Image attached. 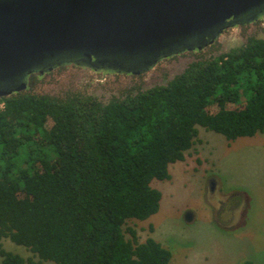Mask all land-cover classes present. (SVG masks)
Wrapping results in <instances>:
<instances>
[{
  "label": "trees",
  "instance_id": "obj_1",
  "mask_svg": "<svg viewBox=\"0 0 264 264\" xmlns=\"http://www.w3.org/2000/svg\"><path fill=\"white\" fill-rule=\"evenodd\" d=\"M198 127L227 141L264 132V35L105 103L81 92L1 97L0 242L37 261L0 245V264H169L168 249L140 243L126 223L158 212L151 182L170 178Z\"/></svg>",
  "mask_w": 264,
  "mask_h": 264
},
{
  "label": "rangeland",
  "instance_id": "obj_2",
  "mask_svg": "<svg viewBox=\"0 0 264 264\" xmlns=\"http://www.w3.org/2000/svg\"><path fill=\"white\" fill-rule=\"evenodd\" d=\"M263 35L264 16L230 27L204 49L164 59L138 76L66 66L30 76L28 89L50 96L81 92L105 103L131 86L164 85L198 57H214L241 46L250 36ZM168 171V180L151 182L161 193L158 212L145 221L126 223L140 243L147 238L160 243L171 253L169 264H264V132L227 141L198 127L193 146ZM186 213H191L188 222ZM0 245L26 261H37L8 239Z\"/></svg>",
  "mask_w": 264,
  "mask_h": 264
},
{
  "label": "water",
  "instance_id": "obj_3",
  "mask_svg": "<svg viewBox=\"0 0 264 264\" xmlns=\"http://www.w3.org/2000/svg\"><path fill=\"white\" fill-rule=\"evenodd\" d=\"M262 16L264 0H0V98L63 66L140 75Z\"/></svg>",
  "mask_w": 264,
  "mask_h": 264
},
{
  "label": "flooded vegetation",
  "instance_id": "obj_4",
  "mask_svg": "<svg viewBox=\"0 0 264 264\" xmlns=\"http://www.w3.org/2000/svg\"><path fill=\"white\" fill-rule=\"evenodd\" d=\"M234 27H235V26H234ZM214 42H215V41H214ZM214 42H213V43H214ZM213 43H211V44H213ZM211 44H210V45H211ZM208 46H209V45H208ZM206 47H207V46H206ZM170 58H171V57H170ZM167 59H168V58H167ZM163 60H164V59H163ZM160 61H162V60H160ZM160 61H159V62H160ZM159 62H158V63H159ZM32 75H34V74H31V75L27 76V84H26V89H25L24 91H26V90L28 89V79H29V77L32 76ZM35 75H37V74H35ZM38 76H39V75H38ZM209 184H210V189H212V188H211V186H212V184H213L212 181H210Z\"/></svg>",
  "mask_w": 264,
  "mask_h": 264
}]
</instances>
